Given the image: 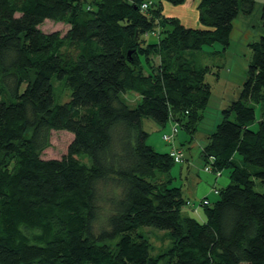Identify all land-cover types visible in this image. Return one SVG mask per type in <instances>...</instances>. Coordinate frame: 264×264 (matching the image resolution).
<instances>
[{"label": "trees", "instance_id": "trees-1", "mask_svg": "<svg viewBox=\"0 0 264 264\" xmlns=\"http://www.w3.org/2000/svg\"><path fill=\"white\" fill-rule=\"evenodd\" d=\"M150 4L0 0V264H264V110L252 127L255 106L264 107V4L239 96L201 150L210 171L230 170L217 198L202 204L203 223L183 214L182 191L170 185L173 158L147 143L142 118L193 127L188 107L205 104L208 90L205 68L185 52L227 45L233 20L255 0H196L198 24L174 18L147 43ZM45 19L69 27L45 32ZM67 41L78 46L75 58L61 53ZM52 79L67 86V101H55ZM128 90L140 96L133 107L120 95ZM60 130L72 133L66 151L43 157ZM104 198L106 225L95 232ZM142 227L167 231L171 245L154 254Z\"/></svg>", "mask_w": 264, "mask_h": 264}, {"label": "rangeland", "instance_id": "rangeland-1", "mask_svg": "<svg viewBox=\"0 0 264 264\" xmlns=\"http://www.w3.org/2000/svg\"><path fill=\"white\" fill-rule=\"evenodd\" d=\"M86 1V0H85ZM153 8L151 12L155 30L146 36L147 43L154 42L158 32L164 31L171 27L172 19H177L183 23L195 25V7L196 0H188L185 4L172 5L169 2L162 0H147ZM163 3L165 5H163ZM264 4V0H255V5L250 14L238 13L233 20V28L230 33L229 42L223 46L219 42H214L211 45H203L199 51H186L188 56H192L197 64L205 68L203 75V83L208 90V97L201 107H188L191 113H196L193 127L183 129L180 128L176 137L175 143L183 150L184 157L187 161L182 163L173 162L169 175L171 177L170 185L178 187L189 203H196L198 199L215 184V177L212 171L204 170L210 162H205L201 156V149L206 145L208 136L217 128V124L222 120V110L239 96L240 88L247 76L248 63L251 57V50L246 39L256 41L262 34V25L260 20V8ZM180 7V9H179ZM156 9V11H155ZM69 25L61 21H53L45 19L39 28L42 31L49 32L58 30L63 35ZM76 43L67 41L61 48V53L66 59L75 58L78 53ZM193 54V55H192ZM152 66L157 65L158 57L151 56ZM55 101L58 103L67 101L70 97V91L63 81L52 79ZM122 99L131 107L135 106L140 100L138 93L128 90L120 94ZM190 115H184L182 124L186 125L189 122ZM260 117L258 107H255V126ZM172 122L169 121L165 126L158 124L149 117L142 118V128L148 132L147 143H159L157 151L168 149L161 138L163 132H168ZM254 127V128H256ZM72 133L66 130L51 131L50 145L42 151V156L60 157L65 151L68 143L71 140ZM157 147V146H156ZM162 152V151H160ZM89 158L83 156V161L89 164ZM221 176L216 179L215 187L224 188L230 182V170L225 167L221 170ZM100 185V191L105 190V194H112L115 190L111 184ZM257 190H261L262 186L258 183ZM209 192L210 200L217 197L212 190ZM196 195V196H195ZM109 200L107 198L98 200L100 206L99 216L93 224V229L98 232L106 225L107 209L109 208ZM185 215V214H184ZM141 231L149 234L148 238L151 241L153 253L166 251L171 245L170 239L166 237L167 231L153 228L142 227ZM115 240H108L106 243L113 245ZM32 264H39L37 262ZM58 264V263H56Z\"/></svg>", "mask_w": 264, "mask_h": 264}, {"label": "crops", "instance_id": "crops-1", "mask_svg": "<svg viewBox=\"0 0 264 264\" xmlns=\"http://www.w3.org/2000/svg\"><path fill=\"white\" fill-rule=\"evenodd\" d=\"M162 1H164V0H162ZM163 5H165L164 3H163ZM179 9H180V7H179ZM195 21L197 22V9H196V7H195ZM196 24H198V22L197 23H195V25ZM246 43H247V45H248V43L250 42V40H248V39H246V41H245ZM255 107H258V109H259V112H260V117H261V113H262V110H264V107H262V105H256ZM260 117L258 118V120L260 119ZM256 121V120H255ZM252 127L254 128V127H256L255 126V124H252ZM149 144L151 145V146H153L155 149H160L159 148V143H157V141H156V143H154V142H149ZM166 144H168L169 146V148L168 149H166V150H160V151H169L170 150V148H171V144H169V143H167L166 142ZM173 144L175 145V146H177L176 145V143H175V139H174V141H173ZM157 146V147H156ZM202 150V149H201ZM186 161H187V158H186ZM221 174H222V172H220V175L219 176H221ZM214 177H215V184H216V178L218 177V176H216L215 174H214ZM215 184H212L211 186H210V188L202 195V197L200 198V199H198V201L196 202V203H194V202H191V203H189L188 202V200H186V203L183 205V207H182V212H183V214H185V215H187V216H190V217H192V218H194V219H196L198 222H200V223H203V222H205L206 221V219H207V217H206V213H205V211H204V207L202 206V205H200L199 204V201L203 198V197H207V199L209 200V201H214V200H210V198L208 197L209 196V192H211L210 190L213 188V187H215ZM217 188V187H216ZM183 194V193H182ZM196 196V195H195ZM184 197V196H183ZM185 198V197H184ZM217 198V197H216ZM145 233H147V232H145ZM147 236H149V234L147 233ZM149 239V238H148ZM149 242H150V244H151V241L149 240ZM151 246H152V244H151ZM154 251V250H153ZM159 264H167V258H164V259H161L160 261H159Z\"/></svg>", "mask_w": 264, "mask_h": 264}, {"label": "built area", "instance_id": "built-area-1", "mask_svg": "<svg viewBox=\"0 0 264 264\" xmlns=\"http://www.w3.org/2000/svg\"><path fill=\"white\" fill-rule=\"evenodd\" d=\"M146 6V3H143L141 5V8H144ZM179 131V128H178V125L176 123H172L171 124V127L169 128V131L168 132H163L162 133V139L171 144V148L169 150V154L170 156L173 158V161L174 162H177V163H182V162H185L186 158L184 157V154H183V150L181 147L179 146H175L173 144V141L177 135ZM204 170L206 171H210L209 170V167L208 166H205L204 167ZM220 170L216 171L215 172V175L216 176H219L220 175ZM213 192L217 193V188L216 187H213L211 189ZM208 203V199L207 197H203L200 201H199V204L202 205V204H206Z\"/></svg>", "mask_w": 264, "mask_h": 264}]
</instances>
